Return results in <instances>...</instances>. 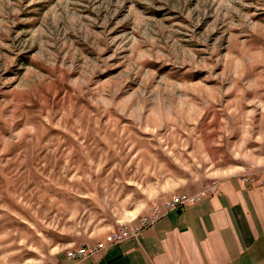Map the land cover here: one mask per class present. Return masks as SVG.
Wrapping results in <instances>:
<instances>
[{
  "label": "rangeland",
  "instance_id": "rangeland-1",
  "mask_svg": "<svg viewBox=\"0 0 264 264\" xmlns=\"http://www.w3.org/2000/svg\"><path fill=\"white\" fill-rule=\"evenodd\" d=\"M222 172H264V0H0V264Z\"/></svg>",
  "mask_w": 264,
  "mask_h": 264
},
{
  "label": "crops",
  "instance_id": "crops-1",
  "mask_svg": "<svg viewBox=\"0 0 264 264\" xmlns=\"http://www.w3.org/2000/svg\"><path fill=\"white\" fill-rule=\"evenodd\" d=\"M199 201L165 211L136 237L78 258L47 264H264V172H222Z\"/></svg>",
  "mask_w": 264,
  "mask_h": 264
},
{
  "label": "built area",
  "instance_id": "built-area-1",
  "mask_svg": "<svg viewBox=\"0 0 264 264\" xmlns=\"http://www.w3.org/2000/svg\"><path fill=\"white\" fill-rule=\"evenodd\" d=\"M215 186L216 183L213 182L211 185H208L204 192L212 191ZM201 196V192L193 194L178 193L170 196L168 199L163 201L160 207H154L151 213L139 216L136 219H130L128 223L112 229V231L108 232L100 241L91 244L84 243L77 248H71L68 251V256L74 260L80 257H90L110 245L130 237H136L142 229L154 223L163 212L178 209L186 204L195 203L200 200Z\"/></svg>",
  "mask_w": 264,
  "mask_h": 264
}]
</instances>
